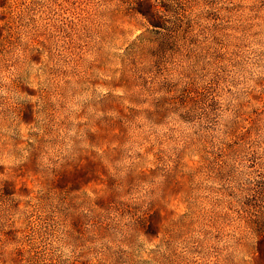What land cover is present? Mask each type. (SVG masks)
<instances>
[{"label":"rangeland","instance_id":"1","mask_svg":"<svg viewBox=\"0 0 264 264\" xmlns=\"http://www.w3.org/2000/svg\"><path fill=\"white\" fill-rule=\"evenodd\" d=\"M0 0V264H264V0Z\"/></svg>","mask_w":264,"mask_h":264},{"label":"trees","instance_id":"2","mask_svg":"<svg viewBox=\"0 0 264 264\" xmlns=\"http://www.w3.org/2000/svg\"><path fill=\"white\" fill-rule=\"evenodd\" d=\"M135 2L137 3L136 10L138 12H140L142 15H144L149 20L151 25H153L155 27L160 26L159 23H157V21H154L152 19L155 16L154 15L155 13L152 11V5L151 4H149V8L145 10L144 5L147 4V1L136 0Z\"/></svg>","mask_w":264,"mask_h":264}]
</instances>
